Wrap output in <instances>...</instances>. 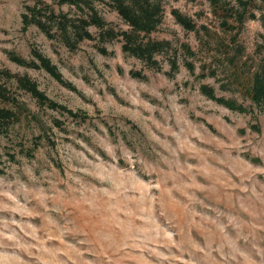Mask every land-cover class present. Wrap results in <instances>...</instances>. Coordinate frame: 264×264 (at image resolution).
Wrapping results in <instances>:
<instances>
[{
  "label": "rangeland",
  "instance_id": "obj_1",
  "mask_svg": "<svg viewBox=\"0 0 264 264\" xmlns=\"http://www.w3.org/2000/svg\"><path fill=\"white\" fill-rule=\"evenodd\" d=\"M90 1L104 26L71 47L56 25L49 37L24 17L77 22L76 6L0 0V110L14 115L0 133V264H264V109L249 94L264 1L240 27L211 0H152L162 20L144 42L166 44L156 65L123 51L131 27L109 0ZM35 49L69 86L9 56L32 62ZM21 77L66 111L42 106Z\"/></svg>",
  "mask_w": 264,
  "mask_h": 264
},
{
  "label": "trees",
  "instance_id": "obj_2",
  "mask_svg": "<svg viewBox=\"0 0 264 264\" xmlns=\"http://www.w3.org/2000/svg\"><path fill=\"white\" fill-rule=\"evenodd\" d=\"M236 1H238L239 5L241 6V10L235 9V7H231L230 5H222L218 0H211L212 5L221 10V15L224 19H233L235 22H238V25L241 27L244 24L245 18L248 16L249 6L257 0ZM64 2L69 3L74 7L76 6L79 10H81L85 14L83 16L84 19L82 18L75 22L73 19H70L65 15H56L53 12L43 13L45 11L30 10L32 13L29 17H24V23L29 25L31 22H33L35 26H37L49 37H54V35H52L54 26L52 25H56L59 30V34H63L64 41H69L71 47H75V45L81 42L83 39H93V36L88 28L92 25L102 28L104 26V20L98 14L92 2L90 0H64ZM109 2L111 6L117 11L119 16L127 23V25L131 27L130 32L122 33L123 51L129 53L131 56L138 57L139 59L145 61V63L148 65H156L157 62H155L154 59L155 54L162 52L166 44L151 39H148L147 42H144V39L148 38L149 35L152 34L161 23V13H163L161 4L159 2H152V0H109ZM44 15L47 16L46 20L42 18ZM174 15L177 19V22L185 29H194L195 26L191 19L183 16L178 11H175ZM249 16L252 17L253 14H250ZM223 25H225V27L228 26L226 20L223 21ZM71 30H73L77 36V39L74 41L69 36V32ZM108 33L113 34L112 31H106L101 34L105 36L108 35L107 37H109L110 35ZM261 51H264V45L261 47ZM32 53L34 56V60L32 62H29L21 57H17L14 54H9V56L14 62L21 66L44 69L57 81L69 86L66 82H63V76L49 59H47L36 49L33 50ZM174 65L176 66V63ZM134 76L140 78L142 74L134 73ZM18 81L21 89L31 94L32 97L37 99V101L42 106H48L54 110L60 109L58 105L50 101L41 91H39L37 85L31 82L29 78L21 77ZM202 90L216 103L230 110H237L240 112L243 111L242 106L238 105L235 100L217 97L214 91L212 89H208L207 86H204ZM249 94L252 103L257 107L264 109V57L259 69L254 74ZM0 99L10 100V97L6 95V89L2 87H0ZM60 110L66 111L64 109ZM13 116V113L9 111L0 110V133H5L7 131L8 126L11 124L10 122L14 118ZM73 116L77 115L73 114ZM56 124L61 125L59 122H56ZM43 138V136L38 137L35 143L37 144ZM49 142L51 143L52 141ZM36 147L37 145L34 147V149H37ZM33 151V149L23 150V152H26V155L30 157L33 156ZM1 158L2 155L0 154V159ZM12 159L14 160L15 156H12Z\"/></svg>",
  "mask_w": 264,
  "mask_h": 264
}]
</instances>
